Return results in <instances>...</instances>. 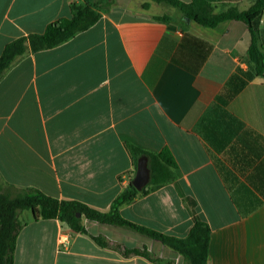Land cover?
I'll return each instance as SVG.
<instances>
[{
  "label": "crops",
  "instance_id": "1",
  "mask_svg": "<svg viewBox=\"0 0 264 264\" xmlns=\"http://www.w3.org/2000/svg\"><path fill=\"white\" fill-rule=\"evenodd\" d=\"M85 1L0 0V54L9 41L69 17L71 2ZM205 1L214 13L253 3ZM259 29L264 52V12ZM249 42L241 20L209 27L168 4L115 0L89 28L25 54L0 79V186L107 211L133 170L121 134L150 151L167 146L182 192L210 228L208 264H264V76H248ZM119 213L176 237L192 224L173 183ZM19 217L13 264H159L121 253L134 247L183 263L126 227L82 217V233L30 210Z\"/></svg>",
  "mask_w": 264,
  "mask_h": 264
},
{
  "label": "trees",
  "instance_id": "2",
  "mask_svg": "<svg viewBox=\"0 0 264 264\" xmlns=\"http://www.w3.org/2000/svg\"><path fill=\"white\" fill-rule=\"evenodd\" d=\"M114 1L71 2L69 17H60L51 21L42 33L23 35L6 43L0 54V79L25 54L58 46L89 28ZM151 1L176 7L180 9L184 18L203 26L213 27L225 20L243 21L249 32L248 57L253 69L248 76H264V52L261 49L262 37L259 29L260 18L264 12V0H253L250 7L243 11L229 7L217 13L213 12L210 4L205 0H191L189 4L179 0ZM147 5V3L142 4L144 8ZM154 18L167 19L166 16H155ZM121 142L133 165L132 175L127 185L114 197L107 211L95 209L76 200L57 199L32 187L0 186V264H13L17 233L24 225L19 217L23 210H30L35 219L57 218L72 230L82 233H86L81 224L82 217L102 224L126 227L171 248L182 256V264H208L210 228L197 214L195 201L182 192L175 173L177 164L169 148L163 146L158 151H150L125 134H121ZM141 155L147 157L150 180L141 190H137L131 184V180L135 173L137 158ZM167 183L174 184L191 216L192 224L184 237L159 232L129 221L120 215V206L131 203L138 197ZM77 213L80 216H77ZM92 239L99 245L108 246V242L99 236H92ZM114 247L120 249L118 246ZM121 253L125 256L138 255L154 263L174 264L150 253L145 247L124 248Z\"/></svg>",
  "mask_w": 264,
  "mask_h": 264
},
{
  "label": "water",
  "instance_id": "3",
  "mask_svg": "<svg viewBox=\"0 0 264 264\" xmlns=\"http://www.w3.org/2000/svg\"><path fill=\"white\" fill-rule=\"evenodd\" d=\"M189 20V19H188ZM150 180V170L147 165V157L141 155L137 158L135 173L132 177L131 184L137 190H141ZM77 216H80L77 213Z\"/></svg>",
  "mask_w": 264,
  "mask_h": 264
},
{
  "label": "built area",
  "instance_id": "4",
  "mask_svg": "<svg viewBox=\"0 0 264 264\" xmlns=\"http://www.w3.org/2000/svg\"><path fill=\"white\" fill-rule=\"evenodd\" d=\"M59 244H61V245H66L67 244V237H60L59 238Z\"/></svg>",
  "mask_w": 264,
  "mask_h": 264
}]
</instances>
